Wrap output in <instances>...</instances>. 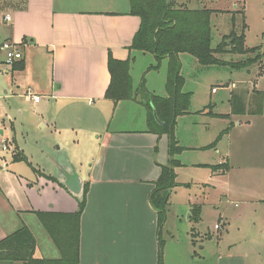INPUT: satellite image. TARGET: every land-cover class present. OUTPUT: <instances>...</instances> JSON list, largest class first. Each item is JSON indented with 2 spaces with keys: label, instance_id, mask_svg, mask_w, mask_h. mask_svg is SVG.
Wrapping results in <instances>:
<instances>
[{
  "label": "crops",
  "instance_id": "crops-1",
  "mask_svg": "<svg viewBox=\"0 0 264 264\" xmlns=\"http://www.w3.org/2000/svg\"><path fill=\"white\" fill-rule=\"evenodd\" d=\"M18 1L8 10L12 21L4 22L3 41L18 44L24 55V68L15 69L3 61L4 92L7 98L30 101L38 115V125L54 134L55 142H49L54 173L34 168L33 179L16 172L7 174L10 182L1 183L0 193L14 216L0 222V240L27 225L37 241L36 256L60 258L61 253L37 212L77 211L87 185L81 217L80 264H253L247 250L238 247L237 242L224 243V238V245L218 242L213 253H203L207 246L198 247L200 234L196 228L180 231L167 206L161 221V212L154 206L151 194L162 166L176 158L182 167L209 169L207 179L200 183L212 185L214 202H239L244 208L264 209V100L261 113H249L253 92L264 94V84L258 88L260 82L254 81L248 99L235 91L237 84L233 86L231 93L244 98L245 113H220L222 116L218 117L213 111H196V135L192 139L197 141L200 129L206 132L208 128L209 134L199 143H190L187 136L175 134L184 149L179 157H173L170 136L150 130L148 111L140 95L117 102L105 96L111 83L110 55L134 60L146 53L130 48L141 26V18L130 11V0ZM192 1L202 0L188 2ZM229 1L236 10L238 0ZM180 3L188 5L185 0ZM4 5L0 0V6ZM258 72L264 77V67ZM140 84L133 83L135 92ZM164 85L165 82L159 88ZM147 88L154 94L158 92L151 86ZM29 89L41 96L39 102L28 95ZM191 113L189 110L183 115ZM213 120H228V133L215 147L201 150L218 137L219 133L210 127ZM12 142L14 155L26 156L17 141ZM188 150L207 153V159L187 161L184 153ZM14 155V161H24L15 160ZM220 163H227L226 171L212 172L202 166ZM74 172L82 182L78 194L66 185ZM21 179L25 184L20 183ZM192 201L190 210L198 204ZM192 216L189 214L188 220ZM222 218L220 214L219 219ZM9 225L13 227L10 229ZM46 254L53 255L45 257Z\"/></svg>",
  "mask_w": 264,
  "mask_h": 264
},
{
  "label": "rangeland",
  "instance_id": "rangeland-1",
  "mask_svg": "<svg viewBox=\"0 0 264 264\" xmlns=\"http://www.w3.org/2000/svg\"><path fill=\"white\" fill-rule=\"evenodd\" d=\"M18 2V0H5V5L0 6V131H3V133L0 132V187L2 186L1 183L10 182L7 174L12 172L20 173L29 179L36 176L34 168L54 173L53 154L52 150L49 149V142H55L54 134L50 132V129H43L38 125V115L30 101H25L23 98H7L4 92L2 65L4 64L3 61L7 60L5 52L1 49L5 32L3 17L6 14H11L8 10L12 9ZM185 2L189 8L222 9L214 11L210 16L213 47H216L222 41L223 36L230 34L231 31L241 32L245 19L247 25L246 45L248 47L261 46L264 49V0H238L239 6L236 10L229 0L192 2L185 0ZM182 4L180 0H177L178 6ZM240 11H244V17ZM140 54L131 64L132 83L136 85L144 81L147 87L155 88L158 91L157 94L165 95L167 93L166 85L163 89L159 87L167 81L169 59L157 60L150 52ZM180 55L181 74L185 78L183 91L191 93L189 110L192 113L180 115L181 117L177 118L178 125L175 126L174 134L180 133L187 136V141L190 143H199L209 134V130L207 128V130L205 129L206 132H203L200 129L197 141L192 139L196 135L193 129L194 120H197L195 112L204 109L202 112L213 111L216 114H232L230 98L231 91L234 89L233 86L237 84L238 88L235 91L241 92L245 99H248V91L253 89L254 81L260 82L257 84L258 88L264 84V77L261 78L258 72L261 70L260 63L263 66L264 63L261 60L247 68L235 69L231 66L236 62L243 61L244 55L224 53L222 54L224 64L209 65L201 64L197 58L188 53H181ZM248 69L252 71L249 72ZM214 88L215 91H213ZM228 124V120H216L212 122L210 127L212 131L216 130L217 134H220L228 127ZM13 140L17 141V145L24 151L28 157L27 161H14ZM2 143H6L5 149ZM225 143L226 141L222 143V148L225 147ZM14 145H16L15 142ZM180 153L176 157H179ZM184 156L187 161L195 162L197 157L206 158L207 153H195L188 150ZM175 172L177 183H191L180 184L181 186L173 188L167 204V210L173 215V224L178 226L180 231L192 230V227H195L197 233L200 234L198 235V247L207 246L206 250H202L203 253H213L218 242L224 245L221 242V239L224 238V243L237 242L238 247L247 250L252 257L251 262L253 264H264V209L258 206L244 208V205L239 202L238 204L214 202L215 193L212 185L206 186L200 183L207 179L209 169H201L192 165L189 167L178 166L175 168ZM20 183L25 184L22 179ZM212 184L216 185V183ZM192 199L193 203L198 204H193V208L190 210L188 205ZM185 209L188 210L185 211ZM12 213L13 211L2 201L0 193V222L9 221L8 218L14 216ZM189 214L193 215L191 220H188ZM220 214L224 216L221 220L219 219ZM225 221L228 223L227 225H223ZM13 225H9V228L11 229ZM216 225H219L220 229H217ZM228 229L230 233H228ZM0 232H2L1 228ZM211 246L214 247L209 252ZM51 255L53 254H46L45 257H51Z\"/></svg>",
  "mask_w": 264,
  "mask_h": 264
},
{
  "label": "trees",
  "instance_id": "trees-1",
  "mask_svg": "<svg viewBox=\"0 0 264 264\" xmlns=\"http://www.w3.org/2000/svg\"><path fill=\"white\" fill-rule=\"evenodd\" d=\"M4 2L5 0H1V4ZM130 3L131 13L141 18L140 29L130 48L150 52L157 60L169 59L167 95L152 93L144 81L135 92L130 73L133 58L119 60L110 55L108 65L111 83L105 96L117 102L134 99L135 94L140 95L141 102L145 104L148 111L150 130L160 135L170 136V154L174 157L184 149L179 145L174 134L177 118L189 111L191 102V93L183 91L185 78L181 74L180 54L188 53L204 65L224 64L222 59L224 53L242 54L245 59L236 62L231 67L243 69L264 60V50L261 46L247 47L245 19L241 32L231 31L230 34L223 36L222 41L216 47H213L210 16L214 11L219 10L189 8L186 4L178 6L177 0H171V2L168 0H130ZM240 12L244 13V11ZM23 60L13 63L15 69L24 68ZM263 67L260 63V68ZM263 100L264 94L255 90L250 100L249 113H261ZM230 101L232 114H242L247 111L244 98L237 92H232ZM215 115L222 116V114ZM228 130L229 128L223 130L214 142L202 147L201 150L215 147L228 133ZM14 156L15 160L27 161L24 154L15 153ZM178 166H182V163L176 158L171 159L168 165L162 166L161 175L151 194L154 206L161 212V221L164 219L165 208L173 188L180 185L176 181L175 172ZM202 166L210 168L212 172L226 171L228 167L227 163L202 164ZM87 193L88 186L86 185L83 198L79 201L75 212H37L45 230L60 251V258L36 256L35 235L27 225H23L0 240V264H80L81 217L85 209Z\"/></svg>",
  "mask_w": 264,
  "mask_h": 264
},
{
  "label": "built area",
  "instance_id": "built-area-1",
  "mask_svg": "<svg viewBox=\"0 0 264 264\" xmlns=\"http://www.w3.org/2000/svg\"><path fill=\"white\" fill-rule=\"evenodd\" d=\"M4 22H11L12 16L10 14H6L3 17ZM1 49L5 52L6 55V62L10 65H12L14 62L22 60L24 58L23 52L18 46V44H15L9 40L3 41L1 45ZM216 89H214L215 91ZM28 95L31 96V98L35 102H39L41 100V96L38 94L33 93L30 89L28 90ZM3 148H6V143H2ZM217 229H220L219 225H216Z\"/></svg>",
  "mask_w": 264,
  "mask_h": 264
},
{
  "label": "water",
  "instance_id": "water-1",
  "mask_svg": "<svg viewBox=\"0 0 264 264\" xmlns=\"http://www.w3.org/2000/svg\"><path fill=\"white\" fill-rule=\"evenodd\" d=\"M168 2H171V0H168ZM66 185L75 194L80 193L81 187H82V182H81L77 172H74L68 176L67 181H66Z\"/></svg>",
  "mask_w": 264,
  "mask_h": 264
}]
</instances>
